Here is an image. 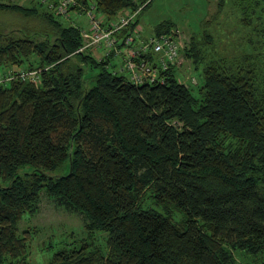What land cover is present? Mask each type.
<instances>
[{
  "label": "trees",
  "instance_id": "16d2710c",
  "mask_svg": "<svg viewBox=\"0 0 264 264\" xmlns=\"http://www.w3.org/2000/svg\"><path fill=\"white\" fill-rule=\"evenodd\" d=\"M78 1L94 2L107 18L142 5ZM7 11L40 15L53 33L0 32L1 70L41 69L39 83H0V264H30L16 224L37 211L42 190L87 218V237L58 249L50 264H236L234 251L264 255L259 53L205 60L200 46L210 35L202 43L192 35L187 55L202 76L196 94L174 67L158 73L162 82L134 84L109 68L108 56L74 53L77 28L40 2L0 0ZM171 28L162 22L154 33ZM32 54L36 64L23 66Z\"/></svg>",
  "mask_w": 264,
  "mask_h": 264
},
{
  "label": "rangeland",
  "instance_id": "374dc122",
  "mask_svg": "<svg viewBox=\"0 0 264 264\" xmlns=\"http://www.w3.org/2000/svg\"><path fill=\"white\" fill-rule=\"evenodd\" d=\"M2 1L28 6L32 0ZM134 1L137 4H142L137 16V23L143 30L142 36L154 34L156 26L162 22L173 23L179 32L182 37V46L178 57L180 65L177 64L175 69L179 81L185 82L187 85L190 84L195 94L198 85L202 83V76L200 68L196 69L192 58L187 55L192 35L199 43H202L205 33L210 35L211 42L200 46L205 60L219 56L239 57L245 52L259 53L261 60L264 59V0H258L257 6L249 9L250 12L247 14L244 12L248 11L247 2L250 0ZM60 20L64 25L88 27L86 16L75 11H71L68 18L60 17ZM51 29L45 19L37 14L23 15L15 11L0 13V32L8 33V31L13 30V33L18 35L25 31L28 34L29 32L49 33L52 36ZM15 30H19V33ZM102 53L103 51L98 49L94 50L92 55L100 59L104 58L101 57ZM37 59V56L32 54L26 58L23 66L30 63L36 64ZM109 59V68L118 72L121 67L120 58L109 57ZM19 69H24V67L8 65L2 70L0 69V74L12 73V71ZM86 72L87 75H93L96 69L87 68ZM192 77L195 83L191 82ZM66 171L67 169L63 168L50 174L60 175ZM150 201L147 197L145 198L146 203H151L152 201ZM37 205V211L23 215L17 222V234L26 238L30 264H50L53 254L58 249L71 246L75 241L87 237L85 230L87 218L82 212L67 209L57 204L56 200L48 197L44 190L40 192ZM173 213L175 219L180 218L178 212L174 211ZM105 235L104 232L96 234L94 236L95 242H103ZM234 256L236 264H249L254 260H264V255L255 258L253 255H245L241 251H234Z\"/></svg>",
  "mask_w": 264,
  "mask_h": 264
},
{
  "label": "built area",
  "instance_id": "2783aa9c",
  "mask_svg": "<svg viewBox=\"0 0 264 264\" xmlns=\"http://www.w3.org/2000/svg\"><path fill=\"white\" fill-rule=\"evenodd\" d=\"M36 1L59 17L68 18L71 11L84 14L88 27L82 28L75 25L82 43L74 53L89 52L92 54L94 50L100 49L103 51L101 57L120 58L119 70L124 71L134 84L162 82V77L158 76L160 71H165L170 67L177 68V64L180 65L178 57L182 37L177 29L171 28L169 32L142 37V29L136 21L141 7L135 11L124 9L117 15L105 19L96 11L94 2L83 5L78 0ZM73 6L77 8L71 9ZM40 72L41 69L36 68L19 69L12 73L0 74V83L13 79L39 83ZM191 82L195 83L193 77Z\"/></svg>",
  "mask_w": 264,
  "mask_h": 264
},
{
  "label": "crops",
  "instance_id": "0c3cea01",
  "mask_svg": "<svg viewBox=\"0 0 264 264\" xmlns=\"http://www.w3.org/2000/svg\"><path fill=\"white\" fill-rule=\"evenodd\" d=\"M101 16H102L103 18H105V19L107 18V17H105L104 15H101ZM119 71H120V70H119Z\"/></svg>",
  "mask_w": 264,
  "mask_h": 264
}]
</instances>
